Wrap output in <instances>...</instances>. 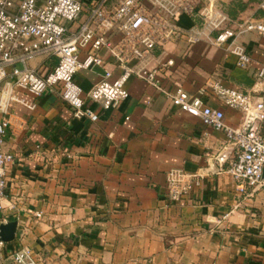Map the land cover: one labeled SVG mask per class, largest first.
<instances>
[{"label": "crops", "instance_id": "1", "mask_svg": "<svg viewBox=\"0 0 264 264\" xmlns=\"http://www.w3.org/2000/svg\"><path fill=\"white\" fill-rule=\"evenodd\" d=\"M187 2L192 8L181 9L176 20L188 27L200 21L201 1ZM220 6L232 27L264 18V0H221ZM239 38L252 56L247 67L227 44L185 37L157 46L149 64L174 58L173 79L190 92L214 78L251 90L264 61V36L250 30ZM103 54L105 66L77 73L84 90L107 68L119 73L117 60ZM56 63L49 53L29 60L40 72ZM126 86L130 94L116 106L87 99L97 120L75 116L58 85L41 95L15 87L33 106L11 105L17 128L7 132L5 148L16 160L6 173L0 223L16 219L17 227L0 248V264H12V252L24 244L35 264H264V185L241 191L228 172H219L230 161L218 160L230 154L225 133L142 78L133 76ZM259 92L264 95V83ZM204 99L222 107L230 123L242 121L241 110L210 91ZM173 167L205 173L192 196L179 202L166 198Z\"/></svg>", "mask_w": 264, "mask_h": 264}, {"label": "built area", "instance_id": "2", "mask_svg": "<svg viewBox=\"0 0 264 264\" xmlns=\"http://www.w3.org/2000/svg\"><path fill=\"white\" fill-rule=\"evenodd\" d=\"M200 1V21L187 27L176 20L181 9L192 8L187 0H0V211L5 208L6 173L16 160L15 154L5 148L7 132L17 128L11 105L21 102L33 106L15 93L17 86L41 95L58 85L75 116L97 120L99 113L87 99L103 108L116 106L130 94L127 80L133 75L142 78L166 94L173 105L225 133L230 154L223 153L218 160L230 161L226 167L221 164L219 172H228L241 191L264 185V134L260 126L264 122V95L259 92L264 83V61L251 90L228 86L214 78L197 92L188 91L173 79L174 58L160 65L149 64L153 50L176 37L227 44L238 65L247 67L252 62L239 35L254 30L264 36V18L239 20L238 26L232 27L226 25L231 19L221 9V0ZM103 51L117 60L120 71L114 75L107 68L100 80L84 90L76 80L77 73L84 68L105 66ZM43 53L55 55L57 63L40 72L29 60ZM133 59L137 61L134 64ZM206 91L241 110L242 121L230 123L222 107L204 99ZM23 123L24 120L20 125ZM204 174L202 170L171 168L167 173L166 198L179 202L192 196ZM35 214L41 216L42 211ZM4 243L0 238V248ZM12 258V264L36 263L31 247L25 244L12 252Z\"/></svg>", "mask_w": 264, "mask_h": 264}, {"label": "water", "instance_id": "3", "mask_svg": "<svg viewBox=\"0 0 264 264\" xmlns=\"http://www.w3.org/2000/svg\"><path fill=\"white\" fill-rule=\"evenodd\" d=\"M17 227V220H9L0 223V238L9 241L15 236V231Z\"/></svg>", "mask_w": 264, "mask_h": 264}, {"label": "rangeland", "instance_id": "4", "mask_svg": "<svg viewBox=\"0 0 264 264\" xmlns=\"http://www.w3.org/2000/svg\"><path fill=\"white\" fill-rule=\"evenodd\" d=\"M69 24H71V23H69ZM73 24L76 25V23H72L71 25H73ZM133 76H134V75H133ZM133 76H131V77H133ZM131 77H130V78H131Z\"/></svg>", "mask_w": 264, "mask_h": 264}]
</instances>
